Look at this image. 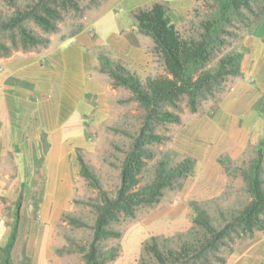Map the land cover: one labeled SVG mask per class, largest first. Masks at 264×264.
Masks as SVG:
<instances>
[{"label": "trees", "instance_id": "obj_1", "mask_svg": "<svg viewBox=\"0 0 264 264\" xmlns=\"http://www.w3.org/2000/svg\"><path fill=\"white\" fill-rule=\"evenodd\" d=\"M3 1L9 5L17 2ZM86 1L87 8L101 4L99 0ZM205 7L207 11L202 16L194 13L184 31L179 30L162 2L133 11L134 27L152 39V50L163 65V74L142 81L126 66L113 64L105 54L98 56L100 69L108 74L114 86L127 88L144 113L122 160L119 186L113 195L103 189L97 175L77 154L80 176L98 190L97 200L91 203L95 215L91 240L77 249L85 264H109L115 260L119 248L107 247L105 243L120 237L121 232L114 228L120 218L134 217L139 209L157 204L165 190L181 186L194 173L193 157L184 155L175 160L174 152L167 151L154 162L148 180L141 183L148 161L155 157L149 146L164 140L156 127L180 123L181 101L196 112L202 101L221 91L229 77L241 74V62L248 50L242 38L264 18V0H205ZM71 10H82L80 0H32L26 8L0 18V57L11 55L14 49L27 50L43 43L27 26L29 21L45 33L55 32L63 20V12ZM237 170L247 194L244 204L219 209L216 219L200 203L190 201L191 227L172 237L150 236L142 244L138 264H224L223 250L229 254L233 244L264 231V138ZM20 206L21 194L14 201L7 241L0 246V264H14L12 249L18 234ZM70 222L84 224L74 217H70Z\"/></svg>", "mask_w": 264, "mask_h": 264}, {"label": "rangeland", "instance_id": "obj_2", "mask_svg": "<svg viewBox=\"0 0 264 264\" xmlns=\"http://www.w3.org/2000/svg\"><path fill=\"white\" fill-rule=\"evenodd\" d=\"M31 1L17 0L15 5H9L0 0V18L5 19L15 10L26 8ZM103 1L105 0H99ZM88 4L86 0H80L81 11L63 12V20L58 23L55 32L45 33L29 21L27 26L44 40L43 43L27 50L14 49L12 54L53 49L80 27L87 28L94 34L92 23L97 16L93 12L96 6L87 8ZM206 11L205 0H196L185 22L177 27L184 31L188 28V21L194 19V13L202 16ZM118 20L126 22V17L121 15ZM113 22L116 24V19ZM109 28L111 29L110 24L107 25V29ZM142 47L149 57L137 59L133 66L122 61L121 57L113 54L110 56L105 46L98 47L96 52L98 56H108L113 64L126 66L142 81L149 76L163 74L164 68L159 57L153 53V44L143 43ZM112 57L117 58L116 61H112ZM101 75L104 85L101 97L94 95L87 98L89 109L82 118V129L77 135L79 140H75L78 144L72 147L73 153L66 161V187L61 186L65 179L59 176V172L48 175L47 170L42 168L46 146L38 148L36 170L28 172L23 168V162L20 164L22 180L28 181V187L19 193V228L12 249L14 264H85L77 249L78 245L88 244L91 240L95 217L91 203L97 200L98 190L80 176L77 154L82 155L97 175L103 189L113 195L119 186L122 160L141 126L144 113L140 105L131 99V92L127 88L114 86L105 72ZM233 81L234 77H229L221 91L214 98L202 101L196 112H191L185 102L181 101V122L164 123L156 127L157 133L164 140L149 146L155 157L148 161L141 183L148 180L154 162L167 151L174 152L175 160L184 155L193 157L196 160L195 171L181 186L165 190L157 204L139 209L134 217L120 218L114 225L121 232L120 237L105 243L107 247L119 248L118 256L109 264H138L142 244L150 236L172 237L188 230L193 217L190 201L200 203L215 218H218L219 209L238 207L247 201L245 186L237 169L253 155L254 147L249 143L237 158H231L227 149L228 145L233 147L232 129L224 125H219L218 129L213 128L214 115L230 92ZM232 99L231 96L230 100ZM49 182L57 185L55 192L47 191ZM19 195H0V225L7 229L12 223L14 201ZM43 200L44 208L41 207ZM70 217L80 219L84 224H72ZM222 254L226 256L224 264L249 255L253 256L255 264H264V231L257 233L252 239L233 244L231 253L223 250ZM244 260L245 258L241 261Z\"/></svg>", "mask_w": 264, "mask_h": 264}, {"label": "crops", "instance_id": "obj_3", "mask_svg": "<svg viewBox=\"0 0 264 264\" xmlns=\"http://www.w3.org/2000/svg\"><path fill=\"white\" fill-rule=\"evenodd\" d=\"M156 1L164 3L179 26L196 0H105L93 10L97 13L92 23L94 34L83 28L53 49L0 57V195H19L28 187L20 164L23 162L28 172L36 170L41 146L47 147L42 168L48 175L59 172L65 179L61 186L66 187V161L78 144L82 118L89 109L87 98L101 97L104 89L96 49L105 46L110 56L131 65L148 58L142 44L153 41L136 31L132 13ZM121 15L126 22L118 20ZM109 24L111 29H107ZM242 44L248 50L241 74L234 77L213 119V128L224 125L232 129L234 143L227 149L231 158H237L249 143L255 147L264 138V18L243 36ZM116 59L112 57V61ZM49 185L47 191L55 192V182ZM41 204L44 208L45 201ZM9 232L10 228L0 225V246ZM252 258H231L229 264H255Z\"/></svg>", "mask_w": 264, "mask_h": 264}]
</instances>
